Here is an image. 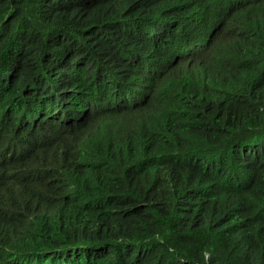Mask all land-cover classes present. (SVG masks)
<instances>
[{
  "label": "trees",
  "instance_id": "obj_1",
  "mask_svg": "<svg viewBox=\"0 0 264 264\" xmlns=\"http://www.w3.org/2000/svg\"><path fill=\"white\" fill-rule=\"evenodd\" d=\"M0 264H264V0H0Z\"/></svg>",
  "mask_w": 264,
  "mask_h": 264
}]
</instances>
